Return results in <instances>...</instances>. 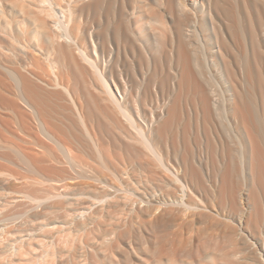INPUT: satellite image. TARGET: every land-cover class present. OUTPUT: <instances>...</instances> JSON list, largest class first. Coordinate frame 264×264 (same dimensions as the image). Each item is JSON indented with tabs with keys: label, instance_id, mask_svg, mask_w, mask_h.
Returning <instances> with one entry per match:
<instances>
[{
	"label": "bare ground",
	"instance_id": "6f19581e",
	"mask_svg": "<svg viewBox=\"0 0 264 264\" xmlns=\"http://www.w3.org/2000/svg\"><path fill=\"white\" fill-rule=\"evenodd\" d=\"M258 35L264 42V11L249 0H0V71L13 76L14 95L32 111L39 130L55 145L53 149L58 148L62 161L82 168L80 172L93 169V163L120 182L128 171L140 167L158 178L154 180L162 197L156 194L145 200L140 192L139 202L144 205L134 211L128 201L132 193L122 205L115 195L114 201L107 200L108 206L116 204L118 212L133 215L130 227L124 225L125 232L117 235L126 241L128 237L125 246L117 237L98 244L104 256L109 252L120 257V264L135 260L139 264H264V129L256 102L264 100V48ZM201 37L212 48V63L226 81L227 97L201 64L205 48L198 43ZM57 90L72 105L75 122L69 129L55 125L54 115L69 114L58 104L63 97ZM235 141L239 153L238 148L236 153L231 149ZM103 146L112 151L108 148L105 153ZM118 151L119 156L113 155ZM94 177L103 183V176ZM179 187L185 189V202L173 196ZM205 211L221 219L227 231L223 228L226 232L218 231L221 235L206 236V240L199 233L187 245L181 237L167 239L168 228L179 222L181 213L194 219L204 217ZM97 216H85L78 232L90 236L92 230L86 227ZM140 229L148 230L146 240L140 237ZM31 243L20 246L31 247ZM45 253V264L74 263L75 255L61 253L67 256L60 258L52 248ZM142 253L150 260H142Z\"/></svg>",
	"mask_w": 264,
	"mask_h": 264
},
{
	"label": "rangeland",
	"instance_id": "374dc122",
	"mask_svg": "<svg viewBox=\"0 0 264 264\" xmlns=\"http://www.w3.org/2000/svg\"><path fill=\"white\" fill-rule=\"evenodd\" d=\"M232 1L237 3V0H232ZM249 1H250L251 5L253 4L258 9H261L264 11V0H249ZM186 2H188V0H186ZM201 24H202L201 22L198 23V26L200 28H201V26H200ZM198 26H197V28H198ZM203 39L204 40H202V37H201V39L199 40L200 42L198 41L199 44L205 45V48L203 49L204 55H202V56L200 55L202 57L200 59L201 64L203 63V66H205L206 69L208 70V71H206V74L211 72L208 75H209V78L214 82L215 86L217 85L216 89L220 92V94L225 95L224 97H227L228 94L225 90L227 87V84L225 83L226 81L224 80V78L221 75H218V73L216 72L215 67L213 66V63H212V55H211L212 53H210V52H212V48L210 49L209 44L207 43V40H205L206 37H204ZM257 39L260 42V45L262 44L261 47L263 49L264 48V42L262 41V38L260 37V35H258ZM31 55L32 54L29 53L30 59L33 58V55L32 56ZM203 56H204V58H203ZM0 63H1V61H0ZM27 76H28V78H30L29 75H27ZM30 79H32V77ZM71 84L74 85L72 82H71ZM37 85H40L43 87V85L39 82L37 83ZM81 87L83 88V85ZM81 87H80V89L79 88L78 89H79V91L81 90L83 92V89ZM14 88L16 89V83L13 80V76H11L5 72L4 73L1 72L0 73V264H8V263H10V264L11 263L12 264H17V263L18 264H22V263L31 264V262L33 264H36V263L37 264H45V262H44L45 255H46L45 251L47 252L48 250H51V248L54 249V251L58 252L59 256L61 255V253H62V255H63V253H67L68 256L70 255V257L75 255L74 258H72L74 260V263L71 262V264H75V262L78 261L79 259L80 260L76 264H83L84 258H87L85 261L86 263H84V264H96V263L103 264L104 258H105L104 264H111V263L117 264L118 262H119V264L122 263V262H120L121 261L120 257L115 256L116 257L115 258V257H113V255L111 256V253H109V252H108V254H106L107 257L104 256V253H102V252L100 253L101 250H99V245L101 243H104V242L106 243L107 241L110 242V241H112V239L115 240L117 235L119 233H121L122 230L124 233L125 232L124 229L126 228V226H127V228L130 227V223H128V221L130 220L129 216H131L133 214L131 211H130V213L129 212L128 213L118 212L116 210L117 208L114 207L116 205L115 202H114L115 205H113V202H110L109 206H108L107 200L108 201L113 200L114 199L113 197L115 195V201L117 199L118 203H120L122 205L125 202L124 198L126 196H128L129 194L131 195V193H132L133 195H131V199H129L128 201L132 205L131 206L133 209L132 211H134V209L139 207L140 204H141V206L144 205V203L142 204L139 202V201H141V200H139L140 199L139 195L141 193H142L141 196H143V197L146 196V198H144L145 200L150 199L151 196L156 195V194H157L156 196L160 198V196H161L160 195L161 193L159 192L160 188L158 186L157 181L155 182V180L158 178H156V176L153 173L146 172L147 170L144 167H140L139 171L137 170L139 173L137 171L136 172L131 171L132 173H130V171H128L129 172L128 175H125L124 178L121 179V182H120V180H114L108 171L106 172V170H103L102 168L99 169L98 168L99 166H97L93 163L90 164L91 167L93 166V169L92 168L91 169L86 168V172L84 171L85 168L83 169V172H80V170L82 168L75 166V165H73L74 166L73 167V166H70V164L65 163L64 160L62 161V156L60 155L61 153L58 151V148L54 147V149H53V146H55V145L52 146L53 143H50L49 140L47 138H45L44 134H42V132L39 130L38 123H36L35 119L32 118L33 117L32 116L33 114L31 113L32 111L29 108L27 109L26 106L17 99L16 95H14V93L17 92V91H14L15 90ZM44 88H46V87H44ZM74 88L76 90L77 87L75 85L73 88L71 87L72 90ZM75 90L73 92H75ZM47 91L53 92L54 90H47ZM79 91H78V94L82 93V92L79 93ZM53 93H56V92H53ZM57 93H60V96L62 95V97H63V100H59L60 102L58 101V104L60 106L62 105L61 106L62 108L67 109L69 114H67L68 112H66L65 115L67 114L68 116L66 115V117L64 116V118H63V116L60 117V115H54L55 119L58 118L56 120L54 119L55 125L58 124L56 126H60V125L65 126V127L67 126L66 128H68L69 127L68 125H70V127H71L75 122V119H74L75 117H73L72 116L73 114H71V111H73V109L71 110L72 105L65 98L66 95L62 94L63 92H60L59 90H57ZM86 94H87V92H86ZM75 96H76V94H75ZM84 96H86V95H84V93H83V97ZM256 100H258V101H256L258 103V107H257L258 108V114H259V117L261 119V124L263 123L262 127L264 129V105H263L264 100H262V98H258ZM65 103H67L68 105L64 106ZM261 108H263V109H261ZM167 110H168V106H166L164 108V116L166 115ZM186 111L187 110L185 109V113H186ZM185 115L187 118L188 114L186 113ZM185 119H184V121H185ZM63 120H65L66 122ZM45 122H46V124L48 123L47 124L48 126L50 124H52V122H48V119ZM53 123H54V121H53ZM52 125H53V127H51ZM52 125L49 127L51 129L55 128L54 124H52ZM65 127H63V128H65ZM52 130L54 132H56L55 131L56 129H52ZM220 130H222V129H220ZM216 132H218L216 134L219 136L220 135L219 131H216ZM220 132H221V134L224 133V131H220ZM38 133H39V135H38ZM57 135H58V133H57ZM223 135H225V133ZM208 137H209V135H208ZM37 140H39V141H37ZM40 140H42V141H40ZM38 142L40 143V145ZM37 143H38V145H37ZM235 144L236 145L233 146L234 148L231 147V149H233V151H234L236 148H238L235 151L239 153V150H241V149L239 146H237L238 144L236 141H235ZM43 146L44 147L46 146L47 148L46 147L44 148ZM49 147H51V148H49ZM193 147L194 146H192V148ZM55 148H56V150H55ZM103 148H104V150H106V149L108 150L109 147L107 146V148H106L105 146H103ZM110 149L111 148H109V151L111 152L112 149L111 150ZM23 150H25V151L23 152ZM47 150H48V152L52 153V156L49 155L51 153H48ZM107 150L105 151V153L107 152ZM28 152H29V154H28ZM115 153H116V156L117 155L119 156V151H118V154H117V152H113V155ZM30 157H31V159H30ZM52 157H53V159H52ZM56 158H58L57 161H55ZM26 160H28V161L26 162ZM94 167H96V168H94ZM142 168H143V170H142ZM88 169L91 171H87ZM132 169L134 170V168H131V170ZM93 172H96L97 175ZM101 172H103L102 173L103 175H101ZM7 173H8V175H7ZM129 174H131V175H129ZM132 174H134V175H132ZM94 175L99 176L100 178H102V176H103V179H102L103 183L102 184L98 183V181L95 180L97 178L94 177ZM107 175L109 176V178ZM104 176H105V178H104ZM126 177H128V178H126ZM133 177H134V179H132ZM92 179H94V180H92ZM148 179H150V180H148ZM110 180H111V182H110ZM112 181L114 183L113 185H112ZM118 181L120 183H118ZM127 181H128V183H130V185L127 183ZM149 181H152V182H149ZM125 182H126V184H125ZM110 183H111V185H110ZM116 183H118V184H116ZM133 183L135 185L134 187L132 186ZM138 185L139 186L141 185V186L139 187ZM129 186H130V188H129ZM136 187H138V188H136ZM155 187H156V189H155ZM106 190L108 192L110 190V192L108 193ZM183 190L185 191V189H183L182 187L176 188V192H175V190H173V192L175 194H173V193L172 194H173V196L175 195L174 197L177 198L176 200L180 201V199H182L183 202H185L186 196L185 195L183 196V193H184ZM103 192H106L105 194L108 193L109 196H104ZM94 193L96 195H98L99 197L96 195H93ZM124 194H126V195H124ZM119 195H120V197H119ZM130 195H129V197H130ZM59 196H61V197H59ZM108 197H110V198H108ZM183 197H184V199H183ZM65 199H67V201ZM68 200H70V201H68ZM100 200H101V202H100ZM120 200H122V202ZM123 200H124V202H123ZM132 201H133V203H132ZM56 202H58V203H56ZM100 203H101V205H100ZM53 204H55V206L58 205V207H55ZM48 205H49V207H48ZM59 206L61 207V209ZM133 207H135V208H133ZM101 208H103V209H101ZM93 210L96 213H97V211L100 212V210H101L100 213L105 214L106 218L103 214H101L102 215L101 217H99L100 215L97 216L99 213L96 214ZM107 210H110V211H107ZM89 212L92 216H93V214L95 217L97 216L96 220L98 219L97 220L98 222L96 220H94V222L91 225H87L86 228L90 229L87 231L90 232L92 230V232L89 233L90 236L88 235V237H87L86 234H88V233L85 234L84 231H80L81 233L78 232L79 229L77 228V226L80 227V224H82L85 216L90 215ZM52 213H54V214H52ZM157 213H158V211H157ZM205 214H208L207 220H206ZM205 214H204V217H202V218L200 216H196V217H194V219H190V218H188V215L186 214V212L183 215L181 213V219L179 220V222L176 225H173L172 227L170 226V228H168V234H170V233L171 234L167 235L168 236L167 239L170 238V241H171V239L175 240L177 238L176 240L179 241V239L182 238V240L184 242L183 241H181V242L184 245L185 244L187 245L189 243L187 240L189 239V241H190L191 238H192V240H195L196 239L195 237L198 238L199 233H200V238L202 237V239L206 240L208 237L210 238V237L214 236V234H216V233L221 235V234H223V232L227 231V227L226 226H225L226 228L222 227L223 225L220 224L221 219L216 217V215H214L213 213L210 214L209 212L208 213L206 212ZM108 215L110 218L108 217ZM120 215L122 217H120ZM184 217H185V220L187 219L186 221L184 220ZM99 218L101 221L99 220ZM204 218H205V220H204ZM64 219H65V221H64ZM114 219H116V220H114ZM106 220H108L109 222ZM217 220H220V221H218V223H217L216 222ZM64 222H66V223H64ZM111 222H113L114 225ZM118 222H119V224L122 223L121 226L118 224ZM192 222L194 224H192ZM102 223L103 224L105 223L107 225H103ZM123 223H126V224H123ZM186 223H187V225H186ZM215 223H217L218 225ZM99 224H100V226L101 225L102 226L100 227ZM92 225H94V226H92ZM124 225H126V226H124ZM188 225H189V227H188ZM58 226L61 227L62 229H60ZM74 226H75V230H74ZM185 226H186V228H185ZM105 228L108 230V232ZM223 228H224V230L226 229V231H224ZM216 229H218V230L216 231ZM222 230H223V232H222ZM146 231L145 230L143 231V229H140V232H139L140 237H143V238L145 237V239L142 238L143 240H146V238L148 237V234H147L148 230H146ZM218 231H220L221 234ZM94 232H96V233H94ZM105 233H106V235H105ZM141 233H142V235H141ZM179 233H181V235H179ZM96 235L97 236L99 235V236L97 237ZM219 235H217V236H219ZM71 236L74 238V240ZM102 236H104L105 238ZM203 236H205V237H203ZM206 236H207V238H206ZM70 237H71V239H69ZM89 237H91V238H89ZM93 238H94V240H93ZM117 238L119 239L118 243H121L120 246H123V245L125 246L126 242L129 241L128 237H127V241L125 240L126 238H124V237H121V238L117 237ZM15 239L18 241H16ZM21 239H22V242H21ZM95 239H96V243L94 242ZM97 239L99 241H97ZM120 239H121V241H120ZM26 240H28L27 241L28 243L26 242ZM91 240H92V243H91ZM32 241H33V244L31 243L32 244L31 247L26 246V248L30 247L31 249L30 248H29V250H28V248L26 249L24 247L25 244L27 245V244H29V242H32ZM88 241H89V243H88ZM21 243H23L24 246H20ZM131 243H134V242L131 241ZM17 244H18V246H17ZM80 246H81V248L82 247L83 248L81 249ZM18 247H21V248H18ZM68 248H70V249H68ZM208 248L206 247V249H208ZM23 249H25V251L27 250V252H26L27 255L25 254V252H23ZM206 251L207 250H205V254L208 252V251L207 252ZM258 252H260V251L258 250ZM23 253H24V255H23ZM70 253H72V254H70ZM20 254H22L23 256ZM67 254H64V256H62V257L60 256V258H63V257L65 258L67 256ZM85 254H86V257H84ZM93 255H94V257H93ZM20 256H22V258ZM29 256L31 259L29 258ZM56 256H57V253H56ZM59 256L56 257L57 260L59 259ZM78 256H79V259L76 260L75 258H78ZM110 256H111V258H110ZM141 256H142V260H143V258L144 259L146 258L144 261L150 260L149 256L147 257V255H145L143 253ZM108 257H109V261L112 260L111 263L109 261H108L109 263L108 262L106 263V259L108 260ZM112 257H113V259L115 258L116 260L115 259L113 260ZM82 258H83V262L81 261ZM91 258H93V259H91ZM22 259H24V260H22ZM32 259H34V260H32ZM11 261H13V262H11ZM34 261H35V263H34ZM135 263L139 264L136 262V260H135ZM135 263H132V264H135Z\"/></svg>",
	"mask_w": 264,
	"mask_h": 264
}]
</instances>
